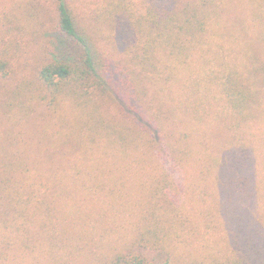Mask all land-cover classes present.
Returning <instances> with one entry per match:
<instances>
[{"label": "trees", "instance_id": "trees-1", "mask_svg": "<svg viewBox=\"0 0 264 264\" xmlns=\"http://www.w3.org/2000/svg\"><path fill=\"white\" fill-rule=\"evenodd\" d=\"M0 1V264H70L54 201L113 169L139 180L137 236L91 264H264L241 212L261 187L240 174V133L264 121V0ZM210 118L238 137L195 135Z\"/></svg>", "mask_w": 264, "mask_h": 264}, {"label": "rangeland", "instance_id": "rangeland-1", "mask_svg": "<svg viewBox=\"0 0 264 264\" xmlns=\"http://www.w3.org/2000/svg\"><path fill=\"white\" fill-rule=\"evenodd\" d=\"M1 5L2 3H0ZM108 51L115 59H121L123 56L122 49L116 40L110 42ZM48 118L49 116L40 111L28 124V133H36L37 126L48 121ZM229 122L228 119L227 121H218L210 118L206 120L205 125H201L193 131L196 133L195 135H207L218 142L229 137H238L239 133H227L225 126ZM242 134L240 133L244 138V144L252 150L248 152L247 158L243 159V162L249 160L252 165L248 167V163H245L240 170V174L251 179V186L258 183L261 191L260 195H257L259 198H256L257 204L244 207L241 212L249 218H246V224L249 225L248 222H251L256 225L253 229L260 230L264 237V121L261 120L258 123L257 129L249 132L245 131ZM199 168V164L191 161L188 167L184 169L183 180L188 182L197 179ZM110 174L115 177L113 181L105 179V176L102 177L106 180V182L104 180L103 182L108 185L106 189L98 192L87 191L80 186V182H75L71 186L72 193L54 201L65 231L64 236L68 238L67 243L73 242L75 248L78 249L75 256L67 257L66 261H70V264H91L94 253L91 254L90 247L100 248L99 241L120 242L122 240L121 242L129 243L133 237L135 239L137 236L133 227V218H131L128 208L131 207L139 194V180L135 176L130 177V173L129 177L123 178L124 173L122 174L120 169H113ZM116 176L121 177L117 178ZM116 179H118V183H115ZM95 183H99V181ZM110 188L115 189L114 194L109 191ZM123 192L126 195L120 194ZM42 258V255L37 258L40 260V264H47ZM37 263L39 262L35 260V256L28 258V264Z\"/></svg>", "mask_w": 264, "mask_h": 264}]
</instances>
